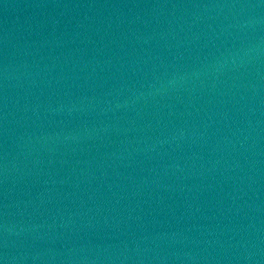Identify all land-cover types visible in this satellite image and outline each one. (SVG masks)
<instances>
[{
    "label": "water",
    "instance_id": "water-1",
    "mask_svg": "<svg viewBox=\"0 0 264 264\" xmlns=\"http://www.w3.org/2000/svg\"><path fill=\"white\" fill-rule=\"evenodd\" d=\"M3 264H264V0H0Z\"/></svg>",
    "mask_w": 264,
    "mask_h": 264
},
{
    "label": "snow or ice",
    "instance_id": "snow-or-ice-1",
    "mask_svg": "<svg viewBox=\"0 0 264 264\" xmlns=\"http://www.w3.org/2000/svg\"><path fill=\"white\" fill-rule=\"evenodd\" d=\"M0 264H3V261L2 260H0Z\"/></svg>",
    "mask_w": 264,
    "mask_h": 264
}]
</instances>
